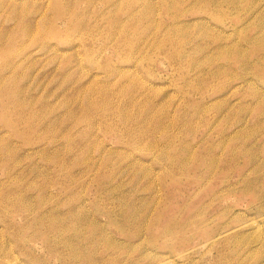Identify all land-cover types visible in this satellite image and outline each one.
<instances>
[{"label":"rangeland","instance_id":"obj_1","mask_svg":"<svg viewBox=\"0 0 264 264\" xmlns=\"http://www.w3.org/2000/svg\"><path fill=\"white\" fill-rule=\"evenodd\" d=\"M9 263L264 264V0H0Z\"/></svg>","mask_w":264,"mask_h":264},{"label":"bare ground","instance_id":"obj_2","mask_svg":"<svg viewBox=\"0 0 264 264\" xmlns=\"http://www.w3.org/2000/svg\"><path fill=\"white\" fill-rule=\"evenodd\" d=\"M72 12V11H71ZM62 13V12H61ZM66 13H67V11H66ZM77 17V16H76ZM72 21V20H71ZM79 24V23H78ZM76 29H77V26H76ZM23 33V32H22ZM21 35V34H20ZM14 36H15V34H14ZM49 36V35H48ZM20 37V36H19ZM24 37V36H23ZM11 39V38H10ZM8 40V39H7ZM14 42V41H13ZM12 42V43H13ZM48 43H49V41H48ZM9 46V45H8ZM13 46V45H12ZM4 51H5V48H4ZM224 52V51H223ZM10 53H11V51H10ZM235 53H237V55L239 56V59H241L242 60V57L239 55V51L238 50H235L234 51V54ZM4 54V53H3ZM9 54V53H8ZM5 55V54H4ZM9 56V55H8ZM5 57V56H4ZM6 58V57H5ZM6 60H8V59H5L4 60V62L6 61ZM3 61V60H2ZM142 83V82H141ZM148 85H149V83H148ZM144 86V85H143ZM145 86H147V85H145ZM151 86V85H150ZM148 87V86H147ZM147 87H146V90H147ZM145 90V89H144ZM150 90H152V87H150ZM11 100V99H10ZM12 101V100H11ZM13 102V101H12ZM54 220V219H53ZM51 222H52V219H51ZM53 223V222H52ZM53 225V224H52ZM169 231V233H170V231L171 230H168ZM165 260V259H164ZM10 261V260H9ZM163 261V260H162ZM8 261H6V263H7ZM165 263H167V260H165ZM10 264V263H9ZM172 264V263H171Z\"/></svg>","mask_w":264,"mask_h":264}]
</instances>
